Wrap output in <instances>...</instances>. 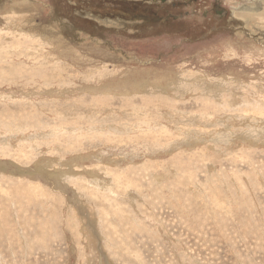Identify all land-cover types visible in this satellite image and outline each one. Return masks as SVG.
Returning <instances> with one entry per match:
<instances>
[{
    "label": "rangeland",
    "instance_id": "rangeland-1",
    "mask_svg": "<svg viewBox=\"0 0 264 264\" xmlns=\"http://www.w3.org/2000/svg\"><path fill=\"white\" fill-rule=\"evenodd\" d=\"M162 3L0 0V264H264V0Z\"/></svg>",
    "mask_w": 264,
    "mask_h": 264
},
{
    "label": "bare ground",
    "instance_id": "bare-ground-1",
    "mask_svg": "<svg viewBox=\"0 0 264 264\" xmlns=\"http://www.w3.org/2000/svg\"><path fill=\"white\" fill-rule=\"evenodd\" d=\"M251 8H253V7H251ZM250 8V9H251ZM264 8V7H263ZM254 9V8H253ZM252 9V10H253ZM256 11V10H255ZM261 11V10H260ZM264 11V10H263ZM262 12V11H261ZM264 15V13H257V14H255V13H250V12H245V13H243V14H241V17H243L244 19H249V20H255V19H258L259 17H262ZM240 16V15H239ZM247 22V21H246ZM242 33V32H241ZM91 38V37H90ZM235 49V48H234ZM137 65V64H136ZM150 66H151V64H150ZM154 66V65H153ZM152 66V67H153ZM151 67V68H152ZM163 67V66H162ZM134 68V67H133ZM138 68V67H137ZM141 68V67H140ZM153 69V68H152ZM164 69V68H163ZM144 70H145V68H144ZM144 70H143V72H144ZM159 70V69H158ZM157 70V71H158ZM142 71V70H141ZM140 71V73H142ZM151 71V70H150ZM145 72H147L146 70H145ZM152 72V71H151ZM155 73V72H154ZM154 75H156V74H154ZM150 76V75H149ZM148 76V77H149ZM149 80L151 79L150 77L148 78ZM147 79V80H148ZM154 79V81H155V84L154 85H166V84H168L167 82H168V79H167V75L165 74V73H158L157 74V77L155 78H153ZM164 81H166V82H164ZM149 82V81H148ZM145 84H146V80H144V79H141V81H139L138 83H137V85H139V89H142V86H144V88H146V86H145ZM148 86H150V84H148ZM152 86H153V84H152ZM143 88V89H144ZM145 90V89H144ZM162 91V90H161ZM61 176V175H60Z\"/></svg>",
    "mask_w": 264,
    "mask_h": 264
},
{
    "label": "flooded vegetation",
    "instance_id": "flooded-vegetation-1",
    "mask_svg": "<svg viewBox=\"0 0 264 264\" xmlns=\"http://www.w3.org/2000/svg\"><path fill=\"white\" fill-rule=\"evenodd\" d=\"M162 1H163L162 4H166V0H162ZM163 9H164V7L162 5L161 7H159L157 9L158 11H156V12L153 13V15H157L158 17H152L150 15L145 16L140 11L139 14H138V16H136L135 18H136V20L138 22H143V23H148L149 22L148 24H156V23L161 24L165 20V17H164L163 14L165 13V15H166V12H167V9L166 8L164 10Z\"/></svg>",
    "mask_w": 264,
    "mask_h": 264
}]
</instances>
